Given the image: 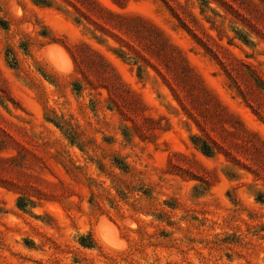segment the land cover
<instances>
[{
	"label": "rangeland",
	"instance_id": "obj_1",
	"mask_svg": "<svg viewBox=\"0 0 264 264\" xmlns=\"http://www.w3.org/2000/svg\"><path fill=\"white\" fill-rule=\"evenodd\" d=\"M0 264H264V0H0Z\"/></svg>",
	"mask_w": 264,
	"mask_h": 264
},
{
	"label": "trees",
	"instance_id": "obj_2",
	"mask_svg": "<svg viewBox=\"0 0 264 264\" xmlns=\"http://www.w3.org/2000/svg\"><path fill=\"white\" fill-rule=\"evenodd\" d=\"M202 151H203L205 154H209V153H210V148H209L206 144H204V145H203V148H202Z\"/></svg>",
	"mask_w": 264,
	"mask_h": 264
}]
</instances>
